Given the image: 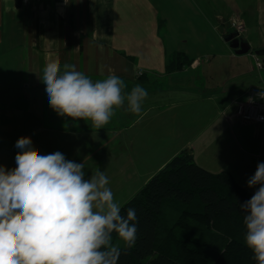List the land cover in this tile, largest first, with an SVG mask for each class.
Masks as SVG:
<instances>
[{"label": "crops", "instance_id": "0c3cea01", "mask_svg": "<svg viewBox=\"0 0 264 264\" xmlns=\"http://www.w3.org/2000/svg\"><path fill=\"white\" fill-rule=\"evenodd\" d=\"M229 36L250 50L236 54ZM262 50L264 0H0V164L14 168L16 141L31 137L35 148L82 162L85 178L103 171L126 199L186 150L254 194L247 181L264 162V123L242 120L237 108L251 86H264ZM176 52L192 61L167 71ZM54 59L93 81L114 73L125 94L140 84L141 113L116 109L100 129L58 116L39 79Z\"/></svg>", "mask_w": 264, "mask_h": 264}, {"label": "clouds", "instance_id": "9594fccd", "mask_svg": "<svg viewBox=\"0 0 264 264\" xmlns=\"http://www.w3.org/2000/svg\"><path fill=\"white\" fill-rule=\"evenodd\" d=\"M73 69L54 59L39 76L58 116L90 120L100 129L116 109L141 113L148 92L140 84L125 94V81L114 73L93 81ZM15 147L21 150L16 166L0 164V264H118L122 248L113 233L132 248L138 219L133 208L121 214L108 176L97 169L85 178L82 162L35 148L31 137H20ZM247 185L258 188L240 204L244 242L256 264H264V162Z\"/></svg>", "mask_w": 264, "mask_h": 264}, {"label": "trees", "instance_id": "16d2710c", "mask_svg": "<svg viewBox=\"0 0 264 264\" xmlns=\"http://www.w3.org/2000/svg\"><path fill=\"white\" fill-rule=\"evenodd\" d=\"M191 61L176 52L166 70ZM252 195L229 172H211L190 152L177 153L121 206L124 216L136 210L138 231L130 249L113 233V242H122L118 264H256L240 209Z\"/></svg>", "mask_w": 264, "mask_h": 264}, {"label": "built area", "instance_id": "2783aa9c", "mask_svg": "<svg viewBox=\"0 0 264 264\" xmlns=\"http://www.w3.org/2000/svg\"><path fill=\"white\" fill-rule=\"evenodd\" d=\"M21 2H38L39 0H19ZM233 30L240 34L244 31L243 22L238 18H233L230 21ZM260 60L256 62L260 65ZM139 74L141 72H138ZM237 113L244 121L264 123V86H251L247 92L245 99L239 100Z\"/></svg>", "mask_w": 264, "mask_h": 264}, {"label": "water", "instance_id": "95a60500", "mask_svg": "<svg viewBox=\"0 0 264 264\" xmlns=\"http://www.w3.org/2000/svg\"><path fill=\"white\" fill-rule=\"evenodd\" d=\"M228 40L230 47L234 50L236 54L247 53L250 50L249 45L245 41L238 38L237 36H232V37L229 36ZM260 56H261L260 59L261 67L264 68V50H262Z\"/></svg>", "mask_w": 264, "mask_h": 264}, {"label": "rangeland", "instance_id": "374dc122", "mask_svg": "<svg viewBox=\"0 0 264 264\" xmlns=\"http://www.w3.org/2000/svg\"><path fill=\"white\" fill-rule=\"evenodd\" d=\"M232 30H233V28H232ZM233 31H234V30H233ZM252 40H253V42H255V43L258 42V38H257L256 36H254V37L252 38ZM252 47H257V44H256V45L253 44ZM137 190H138V189H137ZM137 190H135V191H137ZM135 191L131 192V190H125V195H126V197H127L126 199L121 198L122 196H115L114 199H115L116 201H118V202L120 203V205H122V203H124L125 201H127L128 198H129V196H130L132 193H134ZM119 244H122V242H119Z\"/></svg>", "mask_w": 264, "mask_h": 264}]
</instances>
